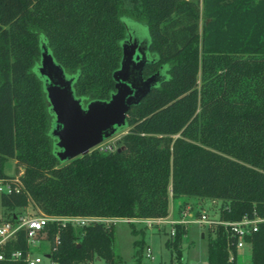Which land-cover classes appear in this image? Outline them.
<instances>
[{"label":"trees","instance_id":"1","mask_svg":"<svg viewBox=\"0 0 264 264\" xmlns=\"http://www.w3.org/2000/svg\"><path fill=\"white\" fill-rule=\"evenodd\" d=\"M123 16L148 25L143 73L158 82L128 111L117 148L62 161L42 41L74 77L76 96L108 100L128 39ZM9 159L23 168L18 178L6 172ZM0 180L13 186L1 193L5 218L30 201L58 218L48 227L50 239L60 236L52 264L122 261L115 224L77 226L66 216L165 218L183 196L220 200L224 221L264 214V0H0ZM174 226L166 244L184 264L188 229ZM249 241L251 264H264V222ZM134 245L140 260L144 238ZM12 249L24 258L0 264H28L25 232ZM206 264H238L223 225Z\"/></svg>","mask_w":264,"mask_h":264},{"label":"water","instance_id":"2","mask_svg":"<svg viewBox=\"0 0 264 264\" xmlns=\"http://www.w3.org/2000/svg\"><path fill=\"white\" fill-rule=\"evenodd\" d=\"M148 51L149 43L142 44L132 38L124 41L121 66L114 72L116 90L108 100L87 103L76 96L74 77L66 74L48 49L42 51L39 71L55 113L53 134L58 139L57 153L62 161L89 153L126 125L130 108L158 82L156 74L145 78L143 73L150 61Z\"/></svg>","mask_w":264,"mask_h":264},{"label":"rangeland","instance_id":"3","mask_svg":"<svg viewBox=\"0 0 264 264\" xmlns=\"http://www.w3.org/2000/svg\"><path fill=\"white\" fill-rule=\"evenodd\" d=\"M122 20L127 26L128 38L137 40L139 43H150V31L146 23L135 20L128 16H123ZM203 20H201L200 28L202 29ZM43 39V38H42ZM42 50L47 49V46L42 41ZM149 59L151 58L150 51L147 52ZM128 128L119 130L114 135L106 138L97 147L101 149H115L120 145V142ZM17 162L15 159H9L6 164V172L10 176L18 178L23 173V168L17 171ZM2 213L1 192H0V214ZM18 213H30L39 215L41 210L30 201L29 205L18 210ZM194 214L195 220H200L202 214L206 213L210 218H220L221 201L210 198H201L194 196H183L178 200H174L171 204L169 217L166 220H175L183 217L187 218V214ZM115 224V241L114 247L117 255L122 260L119 264H176V254L168 246L167 241L172 237V224L167 222H159L157 219H138L133 222H125L119 220ZM133 224V225H131ZM133 226L137 230L143 232H133ZM188 232L184 236L181 249L182 261L184 264H202L208 261V246L211 238L215 236L216 225H211L201 221H194L187 224ZM144 238L145 245L138 253L135 241ZM151 249V256L148 255V248ZM51 245L47 240L40 241L32 249L31 257H40L41 262L38 264H52V259L49 256ZM238 264H251V251L246 248V253L237 258ZM91 264H105L101 258H96Z\"/></svg>","mask_w":264,"mask_h":264},{"label":"built area","instance_id":"4","mask_svg":"<svg viewBox=\"0 0 264 264\" xmlns=\"http://www.w3.org/2000/svg\"><path fill=\"white\" fill-rule=\"evenodd\" d=\"M12 189L13 186L11 182H4L0 180L1 193L11 192ZM16 189L19 190V186H16ZM193 215L194 214L188 213L186 216L187 218L180 217L171 221L166 220L165 218H158L157 220L160 223L169 221L172 224L170 232L172 236H174L176 233L174 226L175 224H183L187 226V224L191 222L201 221L211 225H223L228 233L230 260H235L240 255H243L247 247L250 248L251 251V242L249 241V238L259 230L261 223L264 222V214L259 213H254V215H245L241 219L235 221H224L221 218H210L206 213L202 214L200 220H195ZM57 219L58 218L56 216L45 214L42 211L39 215L19 213L15 215L14 218H5L2 214H0V260H20L24 258L21 249H12L10 251L7 250L8 245L14 241H17L20 233L23 231L25 232L27 244L31 248L25 257V261L28 264L40 263L42 261L40 257H31L32 249L40 241L47 240L51 246H57L60 243L59 234H56L52 239H50L48 232L49 225ZM61 219L65 223L68 222L77 226H88L94 223H105L109 225L116 223L119 220L133 222L136 218L66 216L62 217ZM148 255L151 256L150 247L148 248Z\"/></svg>","mask_w":264,"mask_h":264},{"label":"crops","instance_id":"5","mask_svg":"<svg viewBox=\"0 0 264 264\" xmlns=\"http://www.w3.org/2000/svg\"><path fill=\"white\" fill-rule=\"evenodd\" d=\"M16 161V160H15ZM3 210V209H2ZM2 214V213H1ZM169 217V216H168ZM167 218V217H166ZM246 253V250H245V252H244V254Z\"/></svg>","mask_w":264,"mask_h":264}]
</instances>
